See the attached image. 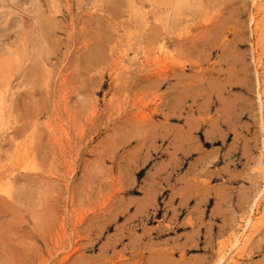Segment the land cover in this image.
I'll return each instance as SVG.
<instances>
[{"label":"rangeland","instance_id":"1","mask_svg":"<svg viewBox=\"0 0 264 264\" xmlns=\"http://www.w3.org/2000/svg\"><path fill=\"white\" fill-rule=\"evenodd\" d=\"M254 1L0 0V264H264Z\"/></svg>","mask_w":264,"mask_h":264},{"label":"bare ground","instance_id":"2","mask_svg":"<svg viewBox=\"0 0 264 264\" xmlns=\"http://www.w3.org/2000/svg\"><path fill=\"white\" fill-rule=\"evenodd\" d=\"M172 1V0H171ZM256 1V0H255ZM254 1V2H255ZM258 1V3H259V5L260 6H258V8L259 7H261L262 8V10H263V8H264V0H257ZM253 2V3H254ZM254 5H256V3L254 4ZM259 10H261V9H259ZM258 11V10H257ZM264 12V11H263ZM257 21V20H256ZM254 31H258V29L260 28V26H259V22L257 21V22H254ZM252 29V28H251ZM260 31V30H259ZM257 62V61H256ZM258 62H260V61H258ZM3 98V97H2ZM208 132V131H207ZM264 177V176H263ZM6 182V181H5ZM8 185V184H7ZM4 187L5 186H1V190L4 192L6 189H4ZM0 190V191H1ZM251 221H252V218H251V215H249V217L245 220V223H244V225H243V228L245 227V226H247V225H249L250 223H251ZM253 225V224H252ZM245 229V228H244ZM242 231V230H241ZM237 236H239V235H237ZM242 237V236H241ZM238 238V237H237ZM235 241V240H234ZM239 241V240H238ZM237 244V243H236ZM235 245V244H234ZM236 246V245H235ZM234 248V247H233ZM232 249V248H231ZM232 255V254H231ZM230 255V256H231ZM232 257V256H231Z\"/></svg>","mask_w":264,"mask_h":264}]
</instances>
